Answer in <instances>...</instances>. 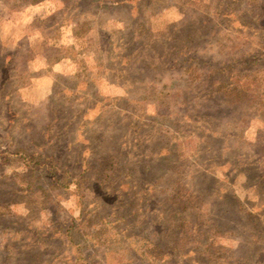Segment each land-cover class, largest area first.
I'll list each match as a JSON object with an SVG mask.
<instances>
[{"label":"rangeland","instance_id":"obj_1","mask_svg":"<svg viewBox=\"0 0 264 264\" xmlns=\"http://www.w3.org/2000/svg\"><path fill=\"white\" fill-rule=\"evenodd\" d=\"M0 264H264V0H0Z\"/></svg>","mask_w":264,"mask_h":264},{"label":"trees","instance_id":"obj_2","mask_svg":"<svg viewBox=\"0 0 264 264\" xmlns=\"http://www.w3.org/2000/svg\"><path fill=\"white\" fill-rule=\"evenodd\" d=\"M41 1V0H40Z\"/></svg>","mask_w":264,"mask_h":264}]
</instances>
